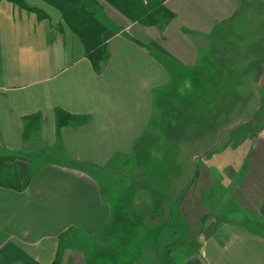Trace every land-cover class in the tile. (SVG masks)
<instances>
[{
  "label": "crops",
  "instance_id": "1",
  "mask_svg": "<svg viewBox=\"0 0 264 264\" xmlns=\"http://www.w3.org/2000/svg\"><path fill=\"white\" fill-rule=\"evenodd\" d=\"M22 1L0 0V159L21 181L4 184L0 171V253L15 246L38 264H164V237L181 229L189 247L170 264H264V73L245 76L248 108L235 101L234 112L254 114L249 128L236 115L219 136L163 132L164 103L205 79L212 38L243 0H161L174 19L150 28L103 10L110 57L99 67L57 9ZM62 113L71 119L59 127ZM180 143L203 151L173 156L181 171L170 190L141 179L138 199L130 195L147 147L156 157ZM223 143L235 157L218 165L212 153ZM121 179L128 187L116 192ZM132 225L139 241L150 237L137 255L117 244Z\"/></svg>",
  "mask_w": 264,
  "mask_h": 264
},
{
  "label": "rangeland",
  "instance_id": "2",
  "mask_svg": "<svg viewBox=\"0 0 264 264\" xmlns=\"http://www.w3.org/2000/svg\"><path fill=\"white\" fill-rule=\"evenodd\" d=\"M156 1L154 5L158 3V0ZM160 2L157 4L158 12L155 15H152L151 24H146L147 28L160 27L169 22L170 16L168 14L165 15L164 12H162L161 8L164 5L163 2ZM160 4H162V6H160ZM77 7H85L86 10L92 13L95 16V19H97L105 27L111 23L106 21L107 19H104L103 10L113 9L124 16L120 10L113 5H110V3L105 0H80ZM126 20L132 23L131 19L126 18ZM133 23L138 24L136 22ZM212 39V59L210 58L212 62L208 64V66L200 67V74H203L205 79L198 82H202L201 84L203 85V89L200 88V83H198V85L194 83L191 88L193 91L190 92L189 95L184 94V96L179 97L172 96L166 100L167 103H164L163 132L165 135L172 134L176 136L179 132L182 133L184 131L185 133L186 131V133L198 137L200 135L210 136V134H213V131H215L213 135L219 136L224 129L227 131V129L234 126L236 115H239L238 112H234L235 108H237L236 104L238 101L243 104V109L248 108L246 104L250 105L252 102L251 96H247V94H250L249 90L251 82L247 81L245 76L256 67L261 70L260 74L264 73V0H243L238 15L232 21H229L222 27L218 28ZM235 58L241 65H239V63H231V61ZM234 70H237L238 73L236 74ZM236 77L238 78L237 81ZM258 84L261 88L263 81L261 82V80H259ZM261 100L262 99L259 98L258 103H260ZM235 101H237V103ZM220 104L221 109H219ZM261 105L264 110V104L262 103ZM239 116L242 117L244 127L246 126L247 128H249V124H251L252 119L253 121H256V118L253 117L254 114H251V112L248 113L243 111ZM251 117L253 118L251 119ZM261 119L264 120V118ZM203 122L205 124L208 123V125L203 127ZM187 124H189V127H193L186 130L185 127ZM171 126L174 127V130H171ZM249 130L246 132L249 133ZM220 142L221 141L218 140L217 144ZM190 143L192 144V139ZM225 145L226 144L223 143L218 151L212 153V158H214V161L218 165L222 162L219 158L226 161L235 157V149L231 152H224V149L222 150V146ZM193 147L195 150L192 151ZM157 151V155L159 157L156 156V158L154 155L149 153V148L147 147L146 155H143L142 161H140L142 174L135 177L136 185L130 188V195H134L133 191H135L136 200L140 196V193L138 192L139 180H145L147 184L144 185L147 188H151L149 186L150 184H155L156 187H159V182L162 181V185L165 186L168 184L167 188L169 189L171 188L170 182H172L175 178L174 174L178 176L179 171H181L180 165H175L176 167L173 168L171 167L172 164H177L174 163L175 161L172 158L175 157L173 156H175L178 152V154H180L183 151L189 152L192 155H201L203 150L197 143H195L194 146H187L186 144L180 143L178 146L163 145L161 151L162 153L160 152V148ZM185 156L186 154L184 152V157ZM186 157L190 159V155H187ZM146 159L147 161H145ZM197 161L199 162V160ZM9 163H11V160L8 164ZM6 166L1 169L2 183L11 185H17L20 183L21 181L17 177V165L15 163H11ZM171 170L172 172H170ZM154 179L156 181H154ZM119 183L120 186L119 184L116 186V192L128 187V183L122 179L119 180ZM179 190H181V188ZM144 210L140 209L139 212H143L150 217L155 216L154 212L156 210ZM121 221L124 222V220L120 219V222ZM137 227L139 226H133L131 228H134L133 230L135 233L131 232L129 233L130 235L123 236L125 239L120 238L121 241H117V244L123 243L124 246H126L125 248H129L133 254L136 255L138 254L137 251L139 249H143L141 244L142 241H146L148 239V242L150 238L149 235H145L140 237L139 241V237L137 236ZM121 229H125V231L129 232V226H120L119 230ZM143 234H145V231ZM146 234H150V232L147 231ZM166 237L168 238L167 240H165ZM183 239L184 236H182L181 229L179 231L167 233V236L164 237L161 252L164 264L171 263V254L173 252L185 250L189 247L190 242ZM71 244L73 245L72 242ZM130 259L134 260V258Z\"/></svg>",
  "mask_w": 264,
  "mask_h": 264
},
{
  "label": "trees",
  "instance_id": "3",
  "mask_svg": "<svg viewBox=\"0 0 264 264\" xmlns=\"http://www.w3.org/2000/svg\"><path fill=\"white\" fill-rule=\"evenodd\" d=\"M16 3L22 8H26V5L22 0H10ZM49 6L57 9L61 14L63 21L70 28V30L82 41L86 54L95 67H99L101 64L106 63L109 60L110 54L105 38L107 34V28L103 26L95 16L86 10L85 7H77L80 0H41ZM110 5H113L120 10L124 17L131 19L132 23L136 22L142 26L151 24L152 15L158 12L159 2L155 3L156 0H105ZM157 2V1H156ZM162 2V1H161ZM160 2V3H161ZM162 6V4H160ZM32 10V9H31ZM165 15L170 16L169 22L174 17L173 15L163 6L161 8ZM168 22V23H169ZM145 24V25H144ZM156 26V25H155ZM231 63H239L235 58ZM237 74L238 71L234 70ZM201 79H195V83H200V88L203 89L202 82H198ZM71 116L68 114H60L59 127L68 125ZM10 160L0 159V171L8 164ZM15 262H22L23 264H38L34 259L29 257L23 251L15 246H8L0 253V264H14ZM53 264H59L57 261Z\"/></svg>",
  "mask_w": 264,
  "mask_h": 264
}]
</instances>
